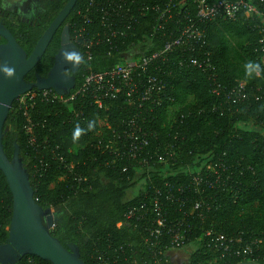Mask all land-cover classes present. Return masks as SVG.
<instances>
[{
    "label": "trees",
    "instance_id": "1",
    "mask_svg": "<svg viewBox=\"0 0 264 264\" xmlns=\"http://www.w3.org/2000/svg\"><path fill=\"white\" fill-rule=\"evenodd\" d=\"M67 1L46 0L43 13L33 22H22L12 16L4 0H0V23L29 55ZM111 1L118 2L78 0L65 21L70 37L83 25L84 15L97 19L92 13L104 9ZM185 2L183 12L188 11L193 17L195 6L191 0ZM89 3L94 6L88 12ZM132 3L134 30L126 38L117 39L110 54L108 46L100 47L92 63L95 71L119 64L120 51L128 46L150 43L151 39V52L161 48L162 32L156 28L152 33L155 25L152 13L136 16L137 8L142 5L161 3L158 0H132ZM254 24V20L245 22L239 17L236 21L216 20L200 25L207 41L204 51L210 53L217 67L216 83L221 85L218 94L213 93L216 87L212 81L199 71L179 70L172 63L165 64L173 70L165 77L167 88L161 97L162 105L155 109L152 121L146 125L149 145L144 149L158 156L165 153L162 163L152 160L142 166L139 161H113L101 152L111 139V131H120L122 121L129 116L119 102L98 110L84 101L81 103L84 115L80 119L71 118L72 111L80 106L77 101H37L34 109L27 111L28 116L14 102L4 127L3 145L7 157L11 159L14 144L19 146L35 201L42 208L58 213L51 235L65 247L77 245L85 264H135V261L149 264L145 225L135 220L126 221L125 213L143 199L145 192L150 194L153 187L162 192L172 189L175 198L186 202L188 212L191 204L199 199L192 184L193 177L203 173L208 165L216 166L223 176L226 173L220 165L233 174L229 183H225V190L206 192L211 210L203 221L193 219L199 230L190 242L194 247L187 253L184 264H238L250 260L264 264V53L260 52L261 34ZM60 35L61 28L34 68L41 76L53 65ZM76 46L83 53L81 47ZM84 66L82 64L76 77V85L80 84ZM239 82L246 83V97L239 101L237 95L232 94L227 98L225 94ZM29 119L38 124L34 131L35 147L29 144L25 130ZM100 122H106L110 129L101 127ZM77 127L81 134L74 137ZM179 188L182 195L177 191ZM177 207V203L170 206L172 213ZM11 209L12 197L0 172V244L8 237ZM119 223H122L120 227ZM200 227L227 236L250 235L261 239L262 243L253 257H221L219 252L204 246ZM197 237L200 238L197 240ZM17 264L49 263L36 257H24Z\"/></svg>",
    "mask_w": 264,
    "mask_h": 264
},
{
    "label": "built area",
    "instance_id": "2",
    "mask_svg": "<svg viewBox=\"0 0 264 264\" xmlns=\"http://www.w3.org/2000/svg\"><path fill=\"white\" fill-rule=\"evenodd\" d=\"M158 1L160 5L146 4L137 8L136 16H143L147 12L152 13L153 23H155L152 33L156 28L162 32V44L159 50L150 51L151 39L150 43L128 46L120 51L119 64L103 71H95L92 63L100 47L108 46L107 53L110 54L115 41L126 38L134 30L135 19L131 12V4L134 1L133 3L132 0L108 2L104 9H97L92 13V15L96 14L97 19L85 13L83 25L73 32L71 41L81 47L85 65L81 71L80 84L75 85V88L66 96H59L53 90L28 92L15 101L17 108L28 116L27 111L34 109L37 101H65L66 103L77 101L80 106L72 111L71 118L80 119L84 115L81 107L84 101L98 110H102L110 103L119 102L121 109L128 111L129 116L122 121L120 131H111V139L107 141L101 152L106 153L113 161H139L142 166L152 160L160 161V163L165 161V153L158 156L146 153L144 150L149 145L146 125L152 121L155 109L162 105L161 97L167 88L165 77L170 76L173 70L165 64L172 63L179 70L193 68L199 71L212 81V85L216 87L213 93L218 94L221 85L216 83L217 67L210 53L204 51L207 41L200 25L216 20L236 21L239 17L245 22L254 20L253 27L261 34L258 41L260 52L264 53V0H258V2L191 0L196 9L193 17L188 11L183 12L187 5L185 0H178V2L169 0L165 3L163 0ZM93 6V3H89L87 11L89 12ZM174 9L178 10L175 15H173ZM245 88L246 83L239 82L225 96L229 98L232 94H236L240 101L246 97ZM100 125L110 129L106 122H100ZM37 126L38 124L29 119L25 128L32 147L37 145L34 134ZM220 168L226 176H223L216 166L208 165L203 173L199 172L193 177L192 184L199 199L191 204L188 212L186 202H182L178 197L175 198L171 193L172 189L162 192L156 187L150 189V194L145 192L139 203L128 208L124 215L125 220H135L145 225L144 231L147 234L145 242L150 252L149 264H169L170 262L173 264L174 253L191 250L194 247L190 246V242L196 237L199 227L195 225L193 219L203 221L211 210L206 200V192L225 190L227 185H224L229 183L233 174L226 167L220 165ZM125 171L126 168L123 169V172ZM224 177L226 179H223ZM165 187L168 185L165 184ZM177 191L182 195L181 188ZM176 203L178 207L175 208V213H181V215L172 213L170 209V206ZM121 225L122 223H119L117 226ZM198 238L200 237H197V240ZM202 239L207 249L219 252L221 257L228 255L233 258L253 257L262 243L261 239L250 235L244 237L242 233H238L227 236L211 228L202 230ZM104 262L107 263L106 260ZM135 264L138 263L135 261Z\"/></svg>",
    "mask_w": 264,
    "mask_h": 264
},
{
    "label": "water",
    "instance_id": "3",
    "mask_svg": "<svg viewBox=\"0 0 264 264\" xmlns=\"http://www.w3.org/2000/svg\"><path fill=\"white\" fill-rule=\"evenodd\" d=\"M78 0H68L55 19L44 31L29 55L21 48L8 29L0 23V172L2 173L11 197L12 214L8 227V237L0 244V264H17L24 257H36L49 264H85L80 258L77 245L63 246L51 235V229L58 220V213L51 208H42L35 201L28 171L21 158L19 146L14 144L11 159L4 150V127L14 102L22 95L36 90H53L59 96H66L75 88V73L83 64V55L71 41L69 27L61 29L59 49L54 62L45 77L38 76L34 83L25 80L32 71L57 30L65 23ZM77 53L80 62L73 67V62H66L65 53ZM5 68L14 70V75L7 78ZM65 69L72 73L67 76ZM238 264H259L241 262Z\"/></svg>",
    "mask_w": 264,
    "mask_h": 264
},
{
    "label": "flooded vegetation",
    "instance_id": "4",
    "mask_svg": "<svg viewBox=\"0 0 264 264\" xmlns=\"http://www.w3.org/2000/svg\"><path fill=\"white\" fill-rule=\"evenodd\" d=\"M46 0H4V5L6 7V10L12 15V16H16L18 17L22 22H33L35 20V18L40 14L43 13V4L45 3ZM65 25V23L60 27L62 29V27ZM5 41L3 39L0 38V44H3ZM82 68V66H81ZM80 68V70H81ZM50 70V69H49ZM48 70V71H49ZM80 70L78 72H76L75 78L77 77V75L80 73ZM34 69L32 71H30L27 75H26V82L28 83H34L36 81V78L39 75L38 73H36ZM48 71L44 74V76L41 77H45L48 73ZM64 73L67 76H71L72 73L69 69H65Z\"/></svg>",
    "mask_w": 264,
    "mask_h": 264
},
{
    "label": "clouds",
    "instance_id": "5",
    "mask_svg": "<svg viewBox=\"0 0 264 264\" xmlns=\"http://www.w3.org/2000/svg\"><path fill=\"white\" fill-rule=\"evenodd\" d=\"M64 59H65L66 62H68V61L73 62V67L78 65L79 62H80V56L77 53H75V52H73V53H65ZM257 68H258V66H257ZM3 71L6 73L7 78H11L14 75V70L13 69L5 68ZM257 75H259V72H257ZM91 126L92 125L90 124L89 128H91ZM80 134H81V129H79L77 127V129H76V131L74 133V137H78Z\"/></svg>",
    "mask_w": 264,
    "mask_h": 264
},
{
    "label": "rangeland",
    "instance_id": "6",
    "mask_svg": "<svg viewBox=\"0 0 264 264\" xmlns=\"http://www.w3.org/2000/svg\"><path fill=\"white\" fill-rule=\"evenodd\" d=\"M190 250H185L181 252L174 253L173 257V264H184L187 260L188 254Z\"/></svg>",
    "mask_w": 264,
    "mask_h": 264
}]
</instances>
